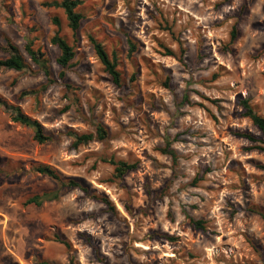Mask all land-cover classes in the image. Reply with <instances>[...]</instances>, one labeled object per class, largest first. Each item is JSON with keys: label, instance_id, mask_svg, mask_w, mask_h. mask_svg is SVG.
I'll return each instance as SVG.
<instances>
[{"label": "rangeland", "instance_id": "obj_1", "mask_svg": "<svg viewBox=\"0 0 264 264\" xmlns=\"http://www.w3.org/2000/svg\"><path fill=\"white\" fill-rule=\"evenodd\" d=\"M47 1L0 0V45L31 40L50 71H0V97L52 136L36 142L0 106V264H264V144L236 134L261 137L238 100L264 115V0H81L76 35ZM54 15L75 51L64 68ZM89 36L115 50L120 84ZM97 123L106 140L72 145L69 131ZM167 138L176 161L161 152ZM110 156L138 166L117 179ZM38 164L89 192L25 205L58 187Z\"/></svg>", "mask_w": 264, "mask_h": 264}, {"label": "trees", "instance_id": "obj_2", "mask_svg": "<svg viewBox=\"0 0 264 264\" xmlns=\"http://www.w3.org/2000/svg\"><path fill=\"white\" fill-rule=\"evenodd\" d=\"M82 4L81 0H51L44 2V6L57 7L61 8L68 20V26L72 30L73 34L76 35L77 30L81 25V21L84 18L83 13L80 11L79 7ZM52 22L57 26V30L54 35H52L50 41L52 44L57 46L59 49V55L57 57V62L61 65L62 68L69 65L71 60L75 56V51L73 46L68 42V40L61 35V20L57 15L52 17ZM166 26L169 27L168 24ZM168 30H172L171 26ZM238 36V27L237 23L233 25V28L230 33V43H233ZM89 40L92 44V47L100 59L101 63L104 65L105 70L112 76L115 83L120 84L121 74L117 68L118 59L115 50L108 52L104 45L95 39L93 36H89ZM130 43V52L134 48V43L129 40ZM0 50L2 56H0V71L7 70H16L23 71L30 67V62L37 65L45 75H49V67L47 64V58L45 53L39 48L33 46L31 40H27L24 45V51L20 47L12 42L10 39H7L5 44L0 45ZM168 54H173L170 49H167ZM111 53V54H110ZM30 61V62H29ZM61 77H64V72H61ZM187 98V95H185ZM240 106L242 107L243 116L247 117L261 132V137H256L250 132L246 131H237L236 134L240 137H244L252 142L261 141L264 144V115L259 112L255 105L251 102L249 97H240L238 100ZM0 106L8 112L9 116L14 122H17L21 125L29 127L33 132V139L38 143H46L52 140V136L48 135L44 131L43 125L37 120L29 115L23 113L18 106L8 103L2 97H0ZM68 135L73 139L72 145L74 147L79 146L80 144H87L93 140H106L108 138V130L101 123H97L95 127V132H76L69 131ZM255 148L261 149L264 151V145H256ZM161 152L166 153L172 157L174 161L177 159L176 151L171 147V141L167 138L166 145L161 148ZM105 162H108L113 167L114 177L117 179L123 178L128 172L133 171L137 168V162H130L124 159H117L114 156L104 158ZM264 168V165H262ZM36 171L42 173L52 180H54L58 187L53 190H46L41 193H36L25 199V205H35L41 206L46 201L58 200L62 195L63 189L69 188H80L85 193H88V188L79 180L68 178L59 173L56 169L46 164H38ZM98 198V197H97ZM101 200L110 208L112 207L110 201L106 197H102ZM254 211L260 216L264 217V211L255 207ZM193 224L197 228H204V223L202 220H193ZM58 241H60L65 246L69 247V243L62 239L59 236H56ZM173 238V237H170ZM40 264H59L49 261H41ZM69 264H74L73 260H69Z\"/></svg>", "mask_w": 264, "mask_h": 264}]
</instances>
